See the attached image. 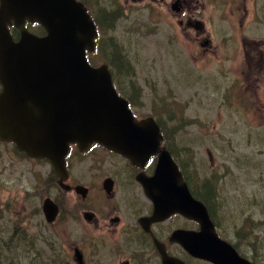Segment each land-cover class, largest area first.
<instances>
[{"label":"rangeland","instance_id":"374dc122","mask_svg":"<svg viewBox=\"0 0 264 264\" xmlns=\"http://www.w3.org/2000/svg\"><path fill=\"white\" fill-rule=\"evenodd\" d=\"M79 1L92 17L95 14L107 25L97 27L99 51L88 56L89 65H107L120 97L139 93L138 107H130L136 118L153 115L160 122L167 120L166 126L172 129L181 125L172 137L177 154L173 157L189 192H196L190 194L202 203L201 185H212L209 199L219 236L238 244L240 254L249 261L264 264V71L249 76L257 84L253 95H247L242 86H237L241 97L230 90L235 85L233 76H241L240 66H232L233 76L228 77V67L220 63L218 52L203 54L195 44L186 42L180 16L169 10L171 0ZM29 31L39 33L34 26ZM115 51L123 59L120 68ZM221 53L229 57L234 49L231 46ZM235 57L239 62L240 51ZM243 61L244 50L241 64ZM14 150L11 144L0 142V258H10L14 264L13 257H29L38 248L72 262V250L77 247L86 264H115L122 245L119 240L104 239L113 229L102 228V221L87 224L81 214L90 211L99 219L112 210L124 222L122 207L105 197L100 182L114 176L122 180L117 186H123L127 163L96 145L84 155L76 150L69 153L74 158L67 164V183L87 188V196L81 200L73 191L63 193L51 184L54 175L47 162L29 160ZM192 170L197 173L195 178ZM45 197L59 206L52 224L45 222L40 211ZM180 217L159 227L167 234L177 226L197 230L196 223ZM14 225L24 230L26 241L19 231L14 233L16 238L12 235ZM12 237L19 241L16 249L6 242ZM166 246L187 261L177 245ZM140 249H147V243L134 244V251ZM30 263L24 260L22 264Z\"/></svg>","mask_w":264,"mask_h":264},{"label":"water","instance_id":"95a60500","mask_svg":"<svg viewBox=\"0 0 264 264\" xmlns=\"http://www.w3.org/2000/svg\"><path fill=\"white\" fill-rule=\"evenodd\" d=\"M45 32L34 36L24 24ZM9 27L19 33L17 41ZM97 37L84 6L75 0H0V142L10 143L31 160H44L62 190L67 179L65 156L96 144L143 169L152 158V176L139 183L152 202L149 223L176 214L197 224V230H174L167 241L190 257L209 264H253L218 238L204 205L192 198L176 163L165 149L151 118L136 120L119 97L106 65L92 67L85 58ZM76 193H80L77 191ZM46 223L57 207L41 203ZM179 241V243H177ZM160 264H183L168 256L152 239ZM77 264L80 255L73 249Z\"/></svg>","mask_w":264,"mask_h":264},{"label":"flooded vegetation","instance_id":"af4514ba","mask_svg":"<svg viewBox=\"0 0 264 264\" xmlns=\"http://www.w3.org/2000/svg\"><path fill=\"white\" fill-rule=\"evenodd\" d=\"M169 10L180 16L179 24H181L185 30L182 34L186 42L195 44L202 50L203 54L207 51H209L210 55H215L216 52L219 53L218 60L222 65L228 67L226 70L228 77L233 76L232 66H240L238 72L241 76L238 78L233 76L236 89L237 86H242L247 95L248 92L253 95V92L256 91L257 84L255 83V85H253L255 79H250L249 76H252L253 72H259L261 69L264 71V0H171L169 3ZM183 13H186V15ZM231 46L234 49L233 55L224 57L221 50L228 49ZM242 50H244V61L241 64ZM237 51H240L241 59L239 62L235 57ZM243 76L248 81L247 84ZM239 79L243 81V84L239 83ZM237 91L238 95L241 97L242 94L238 89ZM128 98L136 100L137 92L132 91ZM74 150L75 147L71 146L65 160L66 167L69 160L74 158L68 157L69 153ZM76 152L78 155H84V153ZM126 163L128 169L124 171L127 176L125 177L123 186H117L122 180H117L114 176L104 177L100 182V189L105 197L113 204H118L122 207L121 219L124 217V222H120L119 217L112 215V210L106 216H102L99 219L95 218L94 213L90 211H83L81 214L82 219L87 224L102 221V228L107 230L113 229L112 232L105 234L104 239L106 241L119 240L122 245L120 250L121 255L115 264H160L159 256L152 244V239H156L164 244L168 256L177 258L185 264H193L195 262V264H208L204 261L193 259L187 254V261L184 262L167 249L166 244L169 246L173 245L169 244L167 239L174 230H189L177 226L171 229L169 234H167L165 229L159 227L165 221L178 215L173 214L163 222L149 223L148 218L152 214V202L146 197L139 183V178L143 180L144 178L141 177L142 175L146 179L152 176L154 165L152 158L148 160L143 169L131 166L128 162ZM53 177L55 185L61 192L67 193L73 191L81 200L86 198L88 192L86 187L80 184L67 183L68 171L67 179L62 182L68 187L67 190L60 189L56 183L55 175ZM182 180L186 184L183 176ZM76 188H78L77 191L81 192V194L76 193ZM50 200L52 201V199ZM52 203L54 202L52 201ZM58 214L59 211L54 220H56ZM181 219L185 220L184 218ZM214 224L216 225L215 221ZM117 226L119 227L116 228ZM155 228H158V234L155 233ZM164 237L166 242L161 240ZM140 241L147 243V249L134 251V244ZM74 248L78 249L77 247ZM78 252L82 263L86 264L82 253L80 251ZM72 261L73 264H77L74 257ZM253 262L254 261H252V263Z\"/></svg>","mask_w":264,"mask_h":264},{"label":"trees","instance_id":"16d2710c","mask_svg":"<svg viewBox=\"0 0 264 264\" xmlns=\"http://www.w3.org/2000/svg\"><path fill=\"white\" fill-rule=\"evenodd\" d=\"M112 12H115V11L112 10ZM115 16H116V14L113 16L114 17V20L116 19ZM93 20H94V23H95L96 27H98V29H102V26L107 27V25H103L102 20L100 18H97L95 15L93 16ZM103 22H105V19H103ZM36 29L38 30V32H41L42 31L41 32V35H44L45 34L44 31L41 30L40 27L36 26ZM11 34H12V36L19 37L18 31L15 30V29H12L11 30ZM111 42L112 41L109 40V43H111ZM109 46H111V45L109 44ZM95 50H97V47H96ZM98 51H99V49H98ZM113 54H115L116 58L118 59L119 63L117 65V67L120 68L121 67L120 58L117 56V52L116 51L113 52ZM239 83L240 84H243V81L241 79H239ZM231 90L235 93V91H237L236 85H234V87ZM228 100L230 101V99H228ZM164 112H167V111H164ZM157 125L161 129V132H162V137H163V142L162 143H163V145L169 151V153L171 154L172 157L173 156L177 157V154L175 152V147H174V143H173L172 137H173V134H175L176 132H178V130L181 127V125H177L176 127H174L172 129V128L166 126L167 125V120H163L162 122L158 121ZM19 155L22 156V157H24V155L21 154V153ZM245 160H247V158H245ZM196 175H197V173H195V171L192 170V176H193V178H195ZM51 184L54 185L57 188V186L54 183V177H53V179L51 181ZM201 186H203V189H204V191H202L203 198H202L201 201L204 204V206L206 207V210H207V212L209 214V217H210V219L212 220V222L214 224L213 211H212L213 202L209 199V196L212 194V191H213V188L214 187L212 185H210L209 183H203ZM190 192H191V194L193 196L196 193L194 190H192ZM206 200H207V202H206ZM33 213L34 214L38 213V209H34L33 210ZM18 231L20 233L19 236L21 238L23 237L24 238L23 240L26 241V233L24 234V230L23 229H19L17 226L14 225L13 226V233H12V235L15 237L14 233L17 235L18 234L17 233ZM14 237L7 238V241L6 242L10 243L13 246V248L16 249L17 242H19V241L13 240ZM232 247L238 253H240L239 250H238V244H235V245L232 244ZM56 254L57 253H55L53 251H48V250L41 251L38 248H34V253H32L29 257L28 256L27 257H24V256H15L13 258L15 259L14 264H16V263L22 264L24 260L26 262H28V261L31 260V263L30 264H33V262L36 263V264H73L72 262H70V260H67L66 258H59L58 255L55 256ZM1 260H3V261H1ZM0 264H12V263H11L10 258L9 259H7V258L4 259V257H3V258H0Z\"/></svg>","mask_w":264,"mask_h":264},{"label":"bare ground","instance_id":"6f19581e","mask_svg":"<svg viewBox=\"0 0 264 264\" xmlns=\"http://www.w3.org/2000/svg\"><path fill=\"white\" fill-rule=\"evenodd\" d=\"M89 17H90V19L92 20V22H93V24L95 25V23H94V20H93V17L89 14ZM96 26V25H95ZM16 30V29H15ZM45 33V32H44ZM9 34H10V36L12 37V34H11V29H10V31H9ZM42 36V35H41ZM158 133L162 136V132H161V129L160 128H158ZM56 205V207H57V210L59 211V206L57 205V204H55ZM180 216V215H179ZM141 219V218H140ZM139 219V220H140ZM138 220V221H139ZM187 220V219H186ZM189 221H191V220H189ZM193 222V221H192ZM195 223V222H194ZM213 227H214V230H216V227H215V225H213ZM177 243H179V241H177ZM183 264H185V263H183Z\"/></svg>","mask_w":264,"mask_h":264},{"label":"clouds","instance_id":"9594fccd","mask_svg":"<svg viewBox=\"0 0 264 264\" xmlns=\"http://www.w3.org/2000/svg\"><path fill=\"white\" fill-rule=\"evenodd\" d=\"M184 15H186V13H183Z\"/></svg>","mask_w":264,"mask_h":264}]
</instances>
